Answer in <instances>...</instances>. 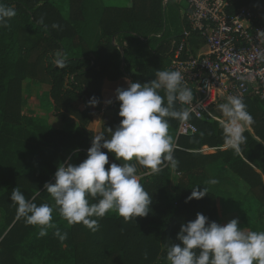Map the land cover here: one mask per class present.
Wrapping results in <instances>:
<instances>
[{
	"label": "trees",
	"instance_id": "16d2710c",
	"mask_svg": "<svg viewBox=\"0 0 264 264\" xmlns=\"http://www.w3.org/2000/svg\"><path fill=\"white\" fill-rule=\"evenodd\" d=\"M0 3L16 10L7 26L0 27V264H29L27 259L43 251L57 264H169L167 248L182 243L177 238L182 224L195 220L197 213L209 222L219 219L213 188L226 179L227 172L245 183L253 209L264 220V101L250 92L243 102L253 123L244 133L247 142L239 154L223 148L227 145L219 122L192 119L198 132L177 136L180 121L169 118L179 173L173 193L168 190L171 170L164 167L139 181L152 197L147 216L124 222L110 211L103 218L93 217L99 223L93 232L82 223L68 225L54 208L53 222L67 232V239L61 242L51 236L54 229L38 237V226L17 219V205L10 199L13 189L18 187L38 206L54 205L45 183L55 182L60 164L78 165L86 159L94 138L89 125L104 106V81L128 78L150 83L157 71L170 70L172 41L187 21L181 16V4L173 0L166 5L163 0H132L130 6L94 9H88V0H68L66 8L56 0ZM171 6L176 8V21L167 29L165 9ZM242 6L264 24V0H233L230 11ZM26 80L49 84L44 96L48 95L47 106L61 120V127L52 126L34 106L32 114L24 112ZM92 98L98 101L96 106L88 103ZM120 103L115 100L112 117L102 124L106 137L111 135L107 129L115 131L123 119ZM175 108L185 106L177 102ZM213 110L223 117L218 107ZM205 146L215 151L203 153ZM102 151L109 158L106 170L111 163H120L114 153ZM136 167L139 175L142 166ZM213 178L218 183L209 185L203 198L186 202L194 187L203 190Z\"/></svg>",
	"mask_w": 264,
	"mask_h": 264
},
{
	"label": "clouds",
	"instance_id": "9594fccd",
	"mask_svg": "<svg viewBox=\"0 0 264 264\" xmlns=\"http://www.w3.org/2000/svg\"><path fill=\"white\" fill-rule=\"evenodd\" d=\"M15 15L13 7L0 3V27L7 26ZM258 59L264 62V53ZM57 64L63 66L60 61ZM116 99L121 102L119 116L123 119L115 131L107 129L110 138L104 133L94 135L85 160L78 165L60 164L55 182L45 183L54 205L38 206L26 199L18 187L11 192L10 199L17 205V219L24 218L26 224L38 226V237L54 229L53 235L61 242L67 239V232H61L53 222L54 208L68 225L82 223L93 232L99 229L98 219L93 217L103 218L110 211L117 212L124 222L147 216L152 197L138 180L136 164L149 170L144 175L160 173L165 163L173 169L178 166L175 141L169 134V118L188 121L194 99L183 74L178 70L157 71L156 79L150 83L130 82L126 89L117 88ZM177 102L190 107L176 110ZM88 103L96 106L98 101L92 98ZM218 108L225 118L219 121L225 143L239 154L247 142L244 133L253 123V117L239 96H227ZM102 149L114 153L120 163H111L106 170L109 158ZM133 160L136 163H129ZM217 183L213 178L205 183L203 190L194 187L186 202L203 198L209 192L208 186ZM91 200L96 202L90 203ZM177 238L182 243H172L167 248L169 264H264V231L239 228L235 218L220 225L197 213L195 220L181 225ZM147 256L145 252L144 258Z\"/></svg>",
	"mask_w": 264,
	"mask_h": 264
},
{
	"label": "built area",
	"instance_id": "2783aa9c",
	"mask_svg": "<svg viewBox=\"0 0 264 264\" xmlns=\"http://www.w3.org/2000/svg\"><path fill=\"white\" fill-rule=\"evenodd\" d=\"M163 1L166 5L172 0ZM181 1L180 13L187 22L172 41L169 69L180 71L193 91L190 119L180 121L177 130V136H191L199 130L192 119H225L213 108L229 95L243 99L252 92L264 101V62L258 59L264 53V24L248 6L231 12L233 0Z\"/></svg>",
	"mask_w": 264,
	"mask_h": 264
},
{
	"label": "rangeland",
	"instance_id": "374dc122",
	"mask_svg": "<svg viewBox=\"0 0 264 264\" xmlns=\"http://www.w3.org/2000/svg\"><path fill=\"white\" fill-rule=\"evenodd\" d=\"M60 3L63 8H66L68 0H56ZM114 0H107V2H112ZM125 0H120L121 3L119 5H125ZM182 6H184V2L181 0L177 1ZM175 3V1H174ZM175 6H171L168 9H165V14L167 18V29H171L174 27V22L176 21V8ZM181 7V6H180ZM182 9V7H181ZM128 80L127 78L122 81L125 82ZM28 87V88H27ZM24 94H25V107L24 112L26 114H32V107L39 109V113L43 115L47 121L54 127H61L63 124L61 120L51 114V108L47 106L48 104V95L44 96V93H48L49 84H43L38 82H33L32 80H26L24 82ZM42 96H44L42 98ZM108 96V94H107ZM45 100V101H44ZM117 100L116 98L113 99ZM44 101V102H43ZM112 101V102H113ZM43 105V106H42ZM42 106V107H41ZM83 107V104H81ZM246 129H250L248 126ZM225 146L223 148H227ZM215 150L209 148L207 153L214 152ZM165 167H168L171 170V178L168 182V190L173 193L174 186L176 184V179L178 178V174L176 175V170L171 168L167 163H165ZM164 168V167H163ZM213 172V169L211 170ZM147 176V175H146ZM213 191L217 194L218 197V207H219V219L216 221L220 225H224L228 223L232 219H238V227L243 228L248 231H264V220L260 221L258 218V213L253 209V202L251 201V197L248 192V188L245 183L237 177L232 172H227L226 179L216 185L213 188ZM253 209L250 211V208ZM256 228V230H255ZM26 261L29 264H57L56 261L53 260L52 256L47 251L40 252L37 256H32L30 259ZM60 264V263H59Z\"/></svg>",
	"mask_w": 264,
	"mask_h": 264
},
{
	"label": "crops",
	"instance_id": "0c3cea01",
	"mask_svg": "<svg viewBox=\"0 0 264 264\" xmlns=\"http://www.w3.org/2000/svg\"><path fill=\"white\" fill-rule=\"evenodd\" d=\"M120 0H114L112 2H107V0H88V9H94V8H99V7H103V6H119V7H125V6H130L132 0H125V5H119L117 3L114 2H119ZM125 78H122L120 80L117 81H110V80H105L103 83V108L101 111L97 112L94 117L93 120L91 121L90 125H89V129L93 132V135L99 134L101 133L102 130V124L105 120H108L112 117V112L113 109L117 106L115 105V100L113 101L114 98H116V89L117 88H127L129 86V83L131 82L130 79L126 80L125 82H123L122 80ZM108 94V96H107ZM113 101L112 103H107V101ZM249 128V125H248ZM209 147L205 146L203 147V149L201 150L203 153H207L206 151H208ZM211 153V152H209ZM166 165H163V167H165ZM145 173V172H144ZM144 173H140L137 176H141L142 177L146 176L144 175ZM179 175V173H176V175ZM141 177V178H142ZM140 181V180H139Z\"/></svg>",
	"mask_w": 264,
	"mask_h": 264
},
{
	"label": "bare ground",
	"instance_id": "6f19581e",
	"mask_svg": "<svg viewBox=\"0 0 264 264\" xmlns=\"http://www.w3.org/2000/svg\"><path fill=\"white\" fill-rule=\"evenodd\" d=\"M28 88V87H27ZM37 122V121H36ZM29 131V130H28ZM43 145V144H42ZM87 158V157H86ZM34 167V166H33ZM25 170V169H24ZM59 228V227H58ZM69 231V230H68ZM54 232V231H53ZM53 234H51V236H52ZM68 235V234H67ZM55 238V237H54ZM53 240V239H52ZM58 240V239H57ZM42 241V240H41ZM44 241V240H43ZM68 242V241H67ZM43 245V244H42ZM41 245V246H42ZM66 247V246H65Z\"/></svg>",
	"mask_w": 264,
	"mask_h": 264
}]
</instances>
